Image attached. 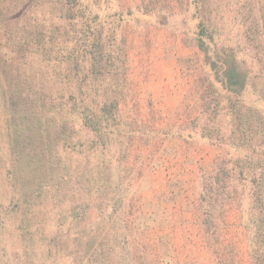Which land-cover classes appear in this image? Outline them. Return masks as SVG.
<instances>
[{
    "label": "trees",
    "instance_id": "obj_1",
    "mask_svg": "<svg viewBox=\"0 0 264 264\" xmlns=\"http://www.w3.org/2000/svg\"><path fill=\"white\" fill-rule=\"evenodd\" d=\"M138 6L196 23L172 106L120 46V0H0L3 174L31 208L55 186L66 264H264V0Z\"/></svg>",
    "mask_w": 264,
    "mask_h": 264
},
{
    "label": "rangeland",
    "instance_id": "obj_2",
    "mask_svg": "<svg viewBox=\"0 0 264 264\" xmlns=\"http://www.w3.org/2000/svg\"><path fill=\"white\" fill-rule=\"evenodd\" d=\"M140 1L142 0H120L121 6L125 7L127 12L131 11V14L126 15L120 22L119 32L125 38L120 46L124 47L129 63L140 74V82L145 88L144 93L152 92L155 100L161 101L162 106L163 100L166 107L169 104L172 106L180 100L181 91L177 88L180 86L178 84H182L179 83L180 78H177L176 56H187L189 49L184 41L191 38L196 23L191 18L192 15L186 12L177 13L173 17L168 15V20H162L160 14L144 13L138 6ZM146 66L149 67L150 79L144 83ZM3 115L5 116L4 111H0V117ZM43 146V141L38 138L36 147ZM197 147L210 149L205 142L199 143ZM9 158L10 150L4 146L0 150V262L11 264H58L60 260L62 264L70 262L77 249L76 239L72 224H65L66 228L60 226L61 209L57 206L54 196L55 186L42 192L36 206L31 208L25 205L22 198L16 196L15 181L10 180L6 173L3 174V169L6 172V168L10 167ZM152 179L147 180V183L157 185L152 193L166 183L162 177L158 180ZM141 188L140 191L149 194L150 189L145 191L143 187ZM63 211L68 212L65 207ZM64 222L65 219L62 223ZM90 222L89 219L84 224L89 225Z\"/></svg>",
    "mask_w": 264,
    "mask_h": 264
}]
</instances>
